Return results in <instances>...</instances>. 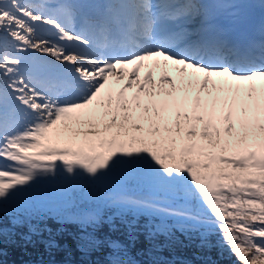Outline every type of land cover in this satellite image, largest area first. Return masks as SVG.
I'll use <instances>...</instances> for the list:
<instances>
[{"label":"snow or ice","instance_id":"obj_1","mask_svg":"<svg viewBox=\"0 0 264 264\" xmlns=\"http://www.w3.org/2000/svg\"><path fill=\"white\" fill-rule=\"evenodd\" d=\"M259 35L232 42L199 0H0V237L51 231L31 223L53 211L44 187L132 185L148 195L99 198L130 241L139 216L161 218L149 239L172 218L218 232L235 264H264V23ZM89 199L57 213L79 226L78 250L138 264L95 235L114 217Z\"/></svg>","mask_w":264,"mask_h":264},{"label":"trees","instance_id":"obj_2","mask_svg":"<svg viewBox=\"0 0 264 264\" xmlns=\"http://www.w3.org/2000/svg\"><path fill=\"white\" fill-rule=\"evenodd\" d=\"M55 189L59 194L52 197ZM144 190L147 191V189ZM104 194V190L89 188L87 185L67 192L54 186L42 188L41 197L51 202L53 211L48 213L47 207L40 208L39 215L35 216L31 223L41 230L47 228L51 231H41L39 235L32 237L31 242H26L21 238L23 234H28V227L25 225L15 228V235L0 237V253H2L0 264H106V257L111 252L106 244L85 256L77 248V237L80 235L79 226L75 223L57 222V213L64 211L68 195H71L74 201L81 202L84 197H90L86 206L93 208L99 206L105 220L110 216L114 217L111 225L104 223L95 235L101 240H116L125 245L131 258L138 264H235L234 257L226 250L222 253L215 246L219 240L218 232H211L207 229L180 230L173 226L169 227L167 233H159L149 239L143 225L149 220L154 224L161 223L159 216H139L140 228L137 232V239L134 242L130 241L126 228L117 215V209L104 207L100 202L99 198ZM45 213L48 214L45 215ZM9 219L7 216L4 217L2 227L12 228ZM127 219L131 220L133 216L129 214ZM204 231L208 232L206 239L201 236V232ZM186 237L189 238L186 239ZM52 239L58 247L49 250L44 241Z\"/></svg>","mask_w":264,"mask_h":264},{"label":"rangeland","instance_id":"obj_3","mask_svg":"<svg viewBox=\"0 0 264 264\" xmlns=\"http://www.w3.org/2000/svg\"><path fill=\"white\" fill-rule=\"evenodd\" d=\"M58 163H59V162H58ZM127 187H128V186H127ZM127 187H125V188H121L120 186L113 185V186H109L108 188H106V189H102V190H104V193L107 192V193H116V194H119V193L122 192V193H124V194H126V195L132 197L133 194H132L131 192L127 191ZM145 192H146V191H145ZM146 193H148V191H147ZM58 194H59V192H57V190L55 189V190H53L52 197H54V195H57V196H58ZM54 204H57V203H54ZM61 204H63V203H61ZM170 219H171V220H174V219H172V218H170ZM174 224H175V226L177 227L176 229H180V230H182L181 227L179 226V224H178V222H177L176 220H174ZM202 229H203V228H202ZM171 230H172V229H171ZM204 230H206V229H204ZM185 235L188 236L187 232H185ZM188 238H189V237H186V239H188Z\"/></svg>","mask_w":264,"mask_h":264},{"label":"bare ground","instance_id":"obj_4","mask_svg":"<svg viewBox=\"0 0 264 264\" xmlns=\"http://www.w3.org/2000/svg\"><path fill=\"white\" fill-rule=\"evenodd\" d=\"M141 74H142V76L144 75L143 71H142ZM160 75H161V73L159 71L155 73V76H156L157 79H159ZM174 78H176V77H174ZM176 79H177V82L179 83L178 78H176Z\"/></svg>","mask_w":264,"mask_h":264},{"label":"water","instance_id":"obj_5","mask_svg":"<svg viewBox=\"0 0 264 264\" xmlns=\"http://www.w3.org/2000/svg\"><path fill=\"white\" fill-rule=\"evenodd\" d=\"M144 196H145V194H142V193H139V194L135 195L136 198H143Z\"/></svg>","mask_w":264,"mask_h":264}]
</instances>
